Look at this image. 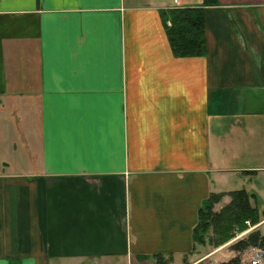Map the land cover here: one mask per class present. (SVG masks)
I'll return each mask as SVG.
<instances>
[{"label": "crops", "instance_id": "crops-1", "mask_svg": "<svg viewBox=\"0 0 264 264\" xmlns=\"http://www.w3.org/2000/svg\"><path fill=\"white\" fill-rule=\"evenodd\" d=\"M190 8L205 55L177 58L161 15ZM263 149L264 0H0V264L227 261L264 236ZM239 190L259 222L194 242Z\"/></svg>", "mask_w": 264, "mask_h": 264}, {"label": "trees", "instance_id": "trees-1", "mask_svg": "<svg viewBox=\"0 0 264 264\" xmlns=\"http://www.w3.org/2000/svg\"><path fill=\"white\" fill-rule=\"evenodd\" d=\"M215 0H205V6L213 5ZM163 24L172 53L177 58L201 57L205 55V10L204 8L171 9L162 12ZM169 23V26L166 24ZM230 202L215 211V205L224 194H211L204 201L197 214V224L193 228L194 242L217 247L230 242L237 233L246 230L245 222L256 225L260 216L250 204V196L244 191L227 194ZM264 236L257 231L234 241L229 250L233 257L219 264H241L249 249L263 248ZM158 262V261H157Z\"/></svg>", "mask_w": 264, "mask_h": 264}, {"label": "rangeland", "instance_id": "rangeland-1", "mask_svg": "<svg viewBox=\"0 0 264 264\" xmlns=\"http://www.w3.org/2000/svg\"><path fill=\"white\" fill-rule=\"evenodd\" d=\"M263 154H264V149H263ZM248 163H249V165L250 164H252V163H254V165H256L257 167H259V168H262L261 170H263V171H258V173H257V177H255V178H253V177H251L250 179H249V176L247 177V179H246V186H245V189L246 190H249V189H253L254 188V182L256 181V183L259 185V186H264V156L262 157V158H260V157H258V158H256V159H249L248 160ZM223 199V198H222ZM221 202H222V200L221 201H219L218 202V204H216L215 205V211H219L220 209H222L223 207H225L226 205H221ZM259 205V204H258ZM259 209H261V208H259ZM248 222V221H247ZM248 224H249V222H248ZM250 226H251V224H249V225H246V230H244V233L246 232V231H248L249 229H250ZM242 233V232H241ZM238 234H240V233H237V235ZM237 237V236H236ZM236 237L235 238H233L232 239V241L234 240V239H236ZM225 244H227V243H225ZM224 244V245H225ZM224 245H220V246H217V247H212V248H219V247H221V246H224ZM211 246V245H210ZM181 262L180 261H178V260H174V262H172V264H180ZM241 264H246L245 263V260H242V262H241ZM248 264V263H247Z\"/></svg>", "mask_w": 264, "mask_h": 264}, {"label": "built area", "instance_id": "built-area-1", "mask_svg": "<svg viewBox=\"0 0 264 264\" xmlns=\"http://www.w3.org/2000/svg\"><path fill=\"white\" fill-rule=\"evenodd\" d=\"M249 225L248 222L245 223ZM247 264H264V253L261 250L255 251L246 261Z\"/></svg>", "mask_w": 264, "mask_h": 264}]
</instances>
